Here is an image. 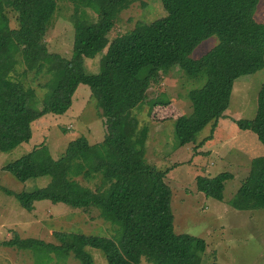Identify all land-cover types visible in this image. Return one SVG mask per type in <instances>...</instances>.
Masks as SVG:
<instances>
[{
    "label": "trees",
    "instance_id": "1",
    "mask_svg": "<svg viewBox=\"0 0 264 264\" xmlns=\"http://www.w3.org/2000/svg\"><path fill=\"white\" fill-rule=\"evenodd\" d=\"M64 1L71 8L73 38L69 52L49 49L46 34ZM136 0H0V151L28 141L31 125L44 113H64L79 84L89 87L105 127L103 139L90 144L84 136L68 142L55 160L47 146L2 166L17 179L62 174L60 192L37 189L13 192L20 206L33 210L47 199L97 211L117 225L114 238L54 231L58 244L14 232L0 245L29 250L45 264L53 252L58 259L74 256L93 264L86 246L103 251L109 264H201L204 239L173 228L169 169L144 161L147 123L138 113L145 103L164 105L166 98L149 99L148 90L173 69L200 83L188 90L191 110L175 119L180 145L194 143L210 122L213 139L217 120L224 117L234 80L264 67V20L254 18L259 0H160L165 14L154 21H138L133 29L111 35L118 14ZM215 35L218 42L198 58L194 48ZM100 54L94 71L85 58ZM177 67V68H175ZM46 76L38 98L21 76ZM129 76L131 79L124 78ZM254 116L236 120L238 128L255 134L263 153L253 157L248 174L226 203L238 210L264 209V82L257 92ZM93 181L83 184L78 177ZM228 171L198 175L196 189L224 201ZM211 264H221L213 261Z\"/></svg>",
    "mask_w": 264,
    "mask_h": 264
},
{
    "label": "rangeland",
    "instance_id": "2",
    "mask_svg": "<svg viewBox=\"0 0 264 264\" xmlns=\"http://www.w3.org/2000/svg\"><path fill=\"white\" fill-rule=\"evenodd\" d=\"M53 27L46 34L49 49L69 52L73 38L71 8L59 1ZM165 14L160 0H136L122 10L116 19L111 35L134 28L138 21H154ZM257 21L264 20V0H259L254 10ZM218 42L215 35L200 42L191 57L198 58ZM100 54L85 58L87 71H94ZM177 68V67H175ZM124 78L131 79L129 76ZM20 79L26 87L34 89L38 98L45 88L39 86L46 76L34 77L31 72ZM264 82V67L252 74L234 80L225 116L217 120L213 139L197 145L210 134L212 122L197 134L196 142L180 145L175 132V119L187 115L191 104L188 90L196 83L177 69L169 71L148 90L149 99L166 98L164 105L150 107L145 103L138 113L140 124L147 123L148 139L145 143L144 161L161 169H169L166 181L171 189L173 228L176 233H187L204 239L205 251L201 264L213 261L221 264H264V209L238 210L226 203L233 196L241 180L248 174L251 159L263 153V146L254 133L238 128L236 120L254 116L257 92ZM31 138L9 151H0V241L18 233L21 237H34L58 244L54 231L77 232L114 238L117 225L105 221L97 211L84 213L68 204L43 199L34 202L33 210L22 208L17 199L3 188L13 192H30L37 189L60 192L64 176L51 174L17 179L2 166L35 146L44 144L49 151L48 160L64 153L69 141L84 136L90 144L103 139L105 127L89 87L79 84L73 94L71 106L61 114L44 113L31 125ZM232 173L223 191L224 201L206 197L196 189L198 175L214 176L220 172ZM81 177V176H80ZM78 180L92 186L93 181ZM93 264H109L102 250L86 246ZM45 264H80L74 256L58 259L51 252ZM0 264H39L29 250L0 245Z\"/></svg>",
    "mask_w": 264,
    "mask_h": 264
}]
</instances>
